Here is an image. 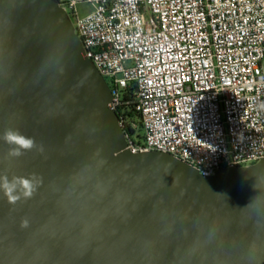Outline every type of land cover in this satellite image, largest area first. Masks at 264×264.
<instances>
[{
    "label": "water",
    "instance_id": "1",
    "mask_svg": "<svg viewBox=\"0 0 264 264\" xmlns=\"http://www.w3.org/2000/svg\"><path fill=\"white\" fill-rule=\"evenodd\" d=\"M111 100L58 0H0V134L36 141L0 140V175L37 181L0 192V264H264V160L204 177L132 153Z\"/></svg>",
    "mask_w": 264,
    "mask_h": 264
},
{
    "label": "built area",
    "instance_id": "2",
    "mask_svg": "<svg viewBox=\"0 0 264 264\" xmlns=\"http://www.w3.org/2000/svg\"><path fill=\"white\" fill-rule=\"evenodd\" d=\"M58 1L107 79L109 109L140 115L143 140L125 132L129 151L204 177L264 160V0ZM81 3L94 11L79 17Z\"/></svg>",
    "mask_w": 264,
    "mask_h": 264
},
{
    "label": "clouds",
    "instance_id": "3",
    "mask_svg": "<svg viewBox=\"0 0 264 264\" xmlns=\"http://www.w3.org/2000/svg\"><path fill=\"white\" fill-rule=\"evenodd\" d=\"M0 140L9 146L8 156L10 157H20L36 147V141L33 137L26 136L12 128L4 130L0 134ZM40 150H43L42 147ZM36 188L37 181L32 176H12L9 178L7 175H0V192L12 205H15L21 198H31ZM22 226H27V221H22Z\"/></svg>",
    "mask_w": 264,
    "mask_h": 264
},
{
    "label": "trees",
    "instance_id": "4",
    "mask_svg": "<svg viewBox=\"0 0 264 264\" xmlns=\"http://www.w3.org/2000/svg\"><path fill=\"white\" fill-rule=\"evenodd\" d=\"M124 102H126V99ZM122 111H125L124 115L120 113ZM120 112L118 114L119 117L123 118V120L126 121L124 123L125 125L124 130L126 134L130 135L131 137L133 136L135 137L137 134V131L139 132L142 131L139 113H137L136 110L133 108V106H130V105H123ZM134 126L136 128H134ZM137 140L138 142H141L143 140V136L139 135Z\"/></svg>",
    "mask_w": 264,
    "mask_h": 264
},
{
    "label": "rangeland",
    "instance_id": "5",
    "mask_svg": "<svg viewBox=\"0 0 264 264\" xmlns=\"http://www.w3.org/2000/svg\"><path fill=\"white\" fill-rule=\"evenodd\" d=\"M93 11H94V7L91 4L81 3L77 6V13H78L79 17H81V18L86 17L87 15L91 14ZM71 21L73 22L74 20L71 19ZM263 66H264V61H263ZM106 81H107V79H106ZM139 135L143 136L144 135L143 131H141V132L137 131V134L135 136V140L138 139Z\"/></svg>",
    "mask_w": 264,
    "mask_h": 264
}]
</instances>
